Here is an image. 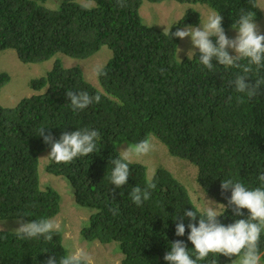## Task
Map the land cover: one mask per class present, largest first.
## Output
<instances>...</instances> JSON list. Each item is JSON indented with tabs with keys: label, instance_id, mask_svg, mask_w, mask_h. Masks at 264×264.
Segmentation results:
<instances>
[{
	"label": "trees",
	"instance_id": "obj_1",
	"mask_svg": "<svg viewBox=\"0 0 264 264\" xmlns=\"http://www.w3.org/2000/svg\"><path fill=\"white\" fill-rule=\"evenodd\" d=\"M48 1L0 0V52L13 50L26 65L54 60L46 75L29 82L31 90L42 93L21 99L14 107L0 105V221L16 219L18 214H28V222L62 214L61 194L40 183L39 153L50 151V146L37 132L44 127L45 135L50 132L59 139L65 131L89 128L100 135L95 153L67 164L48 161L44 168L68 182L75 205L92 213L81 228V240L116 242L123 254L121 264H167L163 256L175 240L184 241L191 252L187 227L185 235L177 237L174 220L185 210L198 215L202 211L180 178L159 166L153 174L156 188L151 198L137 206L128 193L136 185L143 188L153 176H148L141 163L130 162L127 183L116 188L105 178L112 168L110 161L121 155L124 144L157 139L168 155L194 164L204 193L226 205L231 190L222 193L221 181L260 186L264 86L257 97L249 99L229 86L242 69L213 60L212 72L192 56L178 59L180 38L170 39L167 32L145 20L140 11L143 0H126L125 8L117 7L116 0H83L91 6L79 0H59L56 10L44 7ZM176 1L210 7L223 17L224 30L232 29L241 10L254 12L255 22L261 14L257 0ZM199 22V13L189 8L170 32ZM102 47L111 51V57L103 66L106 75L97 77L100 90L85 80L79 67L66 68L56 56L82 60ZM249 76L246 82L264 79V68L257 72L253 66ZM9 82L10 76L0 72V92ZM69 90L99 94L101 101L73 111L66 97ZM242 211L247 216V210ZM240 218L244 217H234L228 208L217 219L227 225ZM188 222L183 220L185 226ZM67 252L62 231L46 242L42 237L20 240L14 232L0 230V264H44L49 256L59 260ZM260 254L264 264V233ZM232 259L218 255L217 264Z\"/></svg>",
	"mask_w": 264,
	"mask_h": 264
},
{
	"label": "clouds",
	"instance_id": "obj_2",
	"mask_svg": "<svg viewBox=\"0 0 264 264\" xmlns=\"http://www.w3.org/2000/svg\"><path fill=\"white\" fill-rule=\"evenodd\" d=\"M173 2L179 5L186 4L176 0ZM86 3L88 4L85 5H92V3ZM116 6L127 7L126 0H116ZM199 15L201 22V14L199 13ZM254 17V12L241 10L238 19L231 25L236 33L234 38H229L226 35L229 30H224L222 27L223 17L218 12H212L203 24L199 22L194 27L190 25L178 27L181 29L177 28L175 32H170L171 27L177 24L176 22L168 28L166 35L170 39L172 37L190 38L192 50L188 51L187 56L191 54L192 57L197 58L198 63L209 71L214 72L213 60L216 61V64L224 67L242 69L234 79L229 81V86L236 93L244 94L251 99L257 97L261 87L264 86V79H255L254 83L246 82L250 77L249 73L253 71V66L257 72L264 68V33L260 31ZM212 38H215V41ZM195 50L199 52L198 57ZM229 50L234 54H230ZM241 61H247V63L241 64ZM94 72L97 77L106 75L103 67H97ZM66 97L70 101L73 111L84 110L91 104L101 101L99 94L92 95L84 90L66 91ZM238 99L243 103L241 97ZM46 129L41 127L37 135H40L43 142L50 146V151L46 156L50 163H71L78 157H86L97 151V141L100 140L97 130L83 128L71 132L65 131L59 139H55L50 132L45 135ZM153 147L151 140L146 137L121 150V155L110 161L112 168L105 177L110 185H114L116 188L124 186L130 176L131 158L146 156L153 150ZM154 179L153 175L143 188L139 185L132 187L128 196L135 205L140 206L151 198L152 191L156 188ZM257 180L260 182V186L249 188L241 181L225 179L220 183L221 192L231 190L226 205L207 200L208 206L201 214L198 215L194 210H185L176 216L174 220L175 235L177 237L184 236L187 227V241L191 243L192 251H189L184 241H172L169 250L163 256L164 261L167 264H200L201 261L208 260V264H217V256L223 255L229 259L238 257L232 259V262L239 259L238 264H261L260 240L261 234L264 233V171L260 172ZM196 183L198 184L197 176ZM217 205L222 211L217 209ZM228 208H231L234 217L244 218L235 219L227 225L222 224L217 218L222 216ZM242 209L247 210V216ZM110 211L116 214L118 209H110ZM27 215L18 214L15 219L18 226L13 231L17 239L31 240L42 237L44 241L48 242L53 239L54 234L63 230L61 224L51 218L42 217L28 222L25 221ZM185 218L189 221L186 226L183 223ZM5 225L6 221H0V229ZM210 254L212 258L208 259ZM44 264H93V260L86 249L77 246L61 256L59 260L55 256H49Z\"/></svg>",
	"mask_w": 264,
	"mask_h": 264
},
{
	"label": "rangeland",
	"instance_id": "obj_3",
	"mask_svg": "<svg viewBox=\"0 0 264 264\" xmlns=\"http://www.w3.org/2000/svg\"><path fill=\"white\" fill-rule=\"evenodd\" d=\"M80 4H88L84 1H78ZM59 0H49L44 4L45 8L50 10H56L59 5ZM91 3V2H89ZM257 8L260 11V19L255 22L262 33H264V0H257ZM88 6V5H86ZM193 8L201 14V22H206L207 17L214 12L210 7L202 5H189L173 2V0H164L159 3H148L143 0L142 8L140 9L142 16L150 25H156L167 32L168 28L178 22L182 17L187 8ZM212 11V12H211ZM181 29V28H178ZM229 38H234L236 33L234 29H229L226 33ZM180 51L177 54L178 59L190 57L191 54L187 53L192 50L190 38L180 39ZM178 49V50H179ZM198 52V50H195ZM230 54H234L229 50ZM66 68L74 66L79 67L82 70L85 80L92 85L94 88L100 90L97 76L94 70L97 67H103L111 57V51L107 47H102L99 52L93 56L77 60L68 58L65 56L58 55ZM53 60H48L40 64H22L16 56L13 50H7L0 52V72L7 73L10 76V82L4 86L0 92V105L3 107H14L17 103L26 97L40 94L42 91H33L29 88V82L35 78L46 75L51 69ZM153 144V150L146 156H133L131 162L141 163L147 168V174L149 177L153 176L159 166L165 168L175 177L180 178L182 184L186 187L192 200L194 201L197 208L201 211L208 206V201L211 200L217 203L212 197H209L200 186L196 183L197 169L195 165L189 163L187 160L173 157L168 155L164 146L157 140L151 139ZM161 146H159V144ZM127 148V145H123L121 150ZM49 151H43L39 153V178L40 183L43 186H51L57 190L63 197L64 210L62 214L57 215L53 220L59 222L62 226L63 243L68 247V251L75 247H83L86 249L93 260V264H121L123 254L118 248L116 242L109 244H101L94 242L89 244L84 242L80 238L81 228L86 225L87 220L92 214L89 210L84 208H78L75 205L72 189L68 182L61 179L60 177L48 174L45 171V166L48 163L46 158ZM121 154V152H120ZM195 167V168H194ZM45 186V187H46ZM218 210H221L219 206H216ZM6 221L4 228L0 229L3 231L14 232L13 229L18 225L15 223V219L2 220ZM85 223V224H84ZM238 260L231 261L225 264H238Z\"/></svg>",
	"mask_w": 264,
	"mask_h": 264
}]
</instances>
